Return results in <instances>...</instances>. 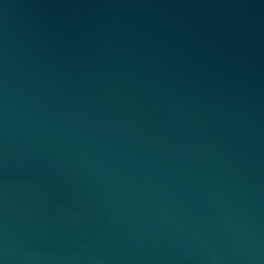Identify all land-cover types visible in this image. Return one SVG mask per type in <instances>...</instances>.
Instances as JSON below:
<instances>
[{"label":"water","instance_id":"1","mask_svg":"<svg viewBox=\"0 0 264 264\" xmlns=\"http://www.w3.org/2000/svg\"><path fill=\"white\" fill-rule=\"evenodd\" d=\"M0 264H264V0H0Z\"/></svg>","mask_w":264,"mask_h":264}]
</instances>
